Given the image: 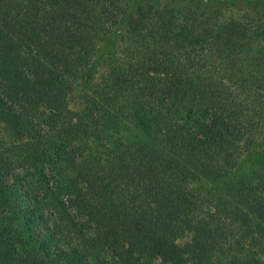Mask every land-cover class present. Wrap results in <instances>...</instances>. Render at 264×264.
Instances as JSON below:
<instances>
[{
	"label": "trees",
	"instance_id": "trees-1",
	"mask_svg": "<svg viewBox=\"0 0 264 264\" xmlns=\"http://www.w3.org/2000/svg\"><path fill=\"white\" fill-rule=\"evenodd\" d=\"M156 261L264 264V0H0V264Z\"/></svg>",
	"mask_w": 264,
	"mask_h": 264
},
{
	"label": "rangeland",
	"instance_id": "rangeland-1",
	"mask_svg": "<svg viewBox=\"0 0 264 264\" xmlns=\"http://www.w3.org/2000/svg\"><path fill=\"white\" fill-rule=\"evenodd\" d=\"M187 239H188L187 237H184L182 239H179L178 242L182 243V242L186 241ZM155 264H168V263H159L158 261H156Z\"/></svg>",
	"mask_w": 264,
	"mask_h": 264
}]
</instances>
